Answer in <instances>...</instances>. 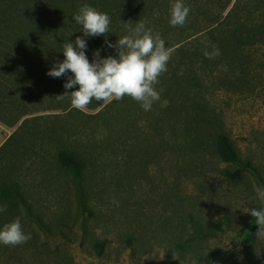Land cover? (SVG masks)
<instances>
[{
    "label": "rangeland",
    "instance_id": "obj_1",
    "mask_svg": "<svg viewBox=\"0 0 264 264\" xmlns=\"http://www.w3.org/2000/svg\"><path fill=\"white\" fill-rule=\"evenodd\" d=\"M89 1L69 0L66 7ZM92 2L105 10L107 26L142 40L145 55L105 71L108 86L132 74L95 107L87 99L85 106L70 101L66 110H37L11 127L0 122V264H264V45L243 46L249 83L244 76L234 80L227 65L224 79L209 88L208 102L221 109L219 121L239 152L235 168L220 173L214 130H188L197 125L190 104L180 115L166 101L168 109L158 111L145 99L158 89L168 98L172 90L138 87L137 77L149 81L170 52L161 53L165 42L149 40L132 21L145 10L151 33L160 31L175 19L164 14L174 13V0ZM63 6L64 0H0V9L13 10L10 16L23 11L41 24ZM202 28L191 24L187 33ZM183 85L173 90L176 103L184 100ZM71 89L61 82L43 88L42 97L33 90L31 104H56V94L72 98ZM126 89L121 108L96 125L94 115ZM36 116L45 118L22 122ZM64 150L83 164L80 174L61 165Z\"/></svg>",
    "mask_w": 264,
    "mask_h": 264
},
{
    "label": "trees",
    "instance_id": "obj_2",
    "mask_svg": "<svg viewBox=\"0 0 264 264\" xmlns=\"http://www.w3.org/2000/svg\"><path fill=\"white\" fill-rule=\"evenodd\" d=\"M68 1L64 0L61 9L54 8L50 12L51 21L42 24L41 20H32L34 15L23 11L16 12L13 17L10 16L13 10L0 9L1 124L11 127L22 116L37 110H66L70 101L72 103L69 106L75 101L85 106L84 100L87 99L93 101L95 107L98 102L99 105L123 85L132 74L126 73L122 79L108 86L103 80L105 71L117 68H114L116 62L140 61L144 57L142 40L123 33L120 27L114 30L107 26L103 8L92 6V0L78 9L67 8ZM173 11L174 13L169 11L164 14L174 15L175 19L168 25L165 23V28L160 31L155 28L153 33L149 30L148 19L143 17L145 10L141 17L138 15L137 21H132L137 24L139 22L140 28H144L150 37H153L149 40L158 39L165 42L161 53L170 52L166 57L169 61L163 64L160 72L155 73L149 81L143 80L141 75L137 77V82L141 80L138 87L154 86L164 91L168 88L172 90V94L173 90L181 89L183 84L193 89L191 97L188 88L183 85L185 88L181 93H184V100L177 103L172 100V94L164 98L159 89L145 101H151V106L158 111L163 107L168 109L169 105L172 109L176 107L177 115L181 114L179 111L184 104L188 106L189 103L193 123L197 124L188 128L190 134H204L208 127L214 130L217 153L223 163L220 173H228L235 168L239 152L219 121L218 113H221V109L209 104L207 94L214 80L224 79L221 77L222 70L227 65L232 66L231 75L234 80H241L242 76L247 83L252 80L253 75L247 70L248 62L241 61L244 57L242 51L245 44L264 45V0H174ZM38 13L35 15L38 16ZM20 18L25 21L20 22ZM97 19H100L99 23L103 25L99 32L94 31ZM67 21H78L80 25L76 27ZM63 24H67L66 28L61 26ZM191 24L194 27L196 24H202L203 28L187 33ZM198 32L200 34L195 36ZM112 55L115 57L110 59ZM155 56L149 55L150 59ZM170 58L174 60L173 64H170ZM150 59H146V63H149ZM225 59L227 62L223 63ZM121 70L120 67L117 69L119 72ZM61 82H66V85L72 87V98H66L60 94L63 92L61 91L56 94H59L56 104H31L33 90L36 97H42L43 88H52ZM31 87L34 88L29 96ZM130 87L133 85L127 89ZM127 89L94 115L98 118L96 125L99 122L106 123L101 118L107 116L112 108H121L118 101ZM164 101L169 105L165 106ZM4 102L7 105H4ZM146 110H149L148 106ZM117 113L116 110L113 112L114 115ZM39 118L45 117L24 118L22 122H34ZM59 160L65 169L75 175L80 174L83 168V164L80 160L78 162L72 150H64ZM83 211L87 215L92 214L87 207H84Z\"/></svg>",
    "mask_w": 264,
    "mask_h": 264
}]
</instances>
